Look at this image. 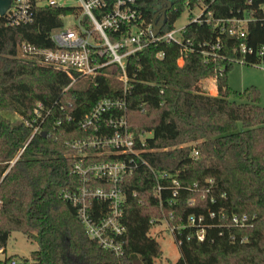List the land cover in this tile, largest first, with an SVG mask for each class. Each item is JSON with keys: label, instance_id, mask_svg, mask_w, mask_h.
<instances>
[{"label": "trees", "instance_id": "16d2710c", "mask_svg": "<svg viewBox=\"0 0 264 264\" xmlns=\"http://www.w3.org/2000/svg\"><path fill=\"white\" fill-rule=\"evenodd\" d=\"M171 1L161 34L175 29L185 9L205 8L204 17L213 13V22L185 27L187 53L176 43L161 42L130 60L128 123L139 146L144 142L141 161L149 168L140 166L125 178L127 232L120 256L88 236L64 193L82 186L71 174L77 152L67 142L84 136L79 121L99 100L123 96L122 84L98 77L86 91L74 86L65 91L70 84L65 73L19 57L23 42L52 49V32L77 8H39L32 24L15 27L0 17V250L6 252L15 232L38 244L31 258L14 256L0 264H158L162 247L151 230L164 218L180 242L175 264H264V106L255 89L238 93L241 102L231 101L228 84L235 62L264 63V0ZM142 6L146 21L153 23L166 4L144 0ZM234 18L250 19L246 38L226 31V21ZM217 21L224 23L216 26ZM218 40L216 55H203ZM210 77L216 96L200 86ZM40 103L51 110L44 126L50 136L36 135L19 157L32 129L8 114L30 121ZM95 205L97 215L102 204ZM191 217L203 218L201 225H191ZM236 217L247 220L242 226L233 222Z\"/></svg>", "mask_w": 264, "mask_h": 264}, {"label": "built area", "instance_id": "2783aa9c", "mask_svg": "<svg viewBox=\"0 0 264 264\" xmlns=\"http://www.w3.org/2000/svg\"><path fill=\"white\" fill-rule=\"evenodd\" d=\"M142 1L144 0H78L79 5L74 7L77 8V12L70 15L74 17V25L70 28L63 26L52 32V49L38 48L27 42H23L18 47L19 57L65 73L70 78V84L65 91L84 78H89L94 85L98 77L111 78L119 81L123 86V96L99 100L79 121V129L84 136L67 142V145L77 152L73 156L76 161L72 166L71 174L80 178L82 186L78 185L64 193V199L77 208L79 219L88 236L104 250L116 256L124 253V236L127 232L125 178L132 176L140 166L149 168L147 162L141 161V147L144 146V142L141 140L139 146V141L128 123L130 60L161 42L182 46L184 48L182 53H187L191 49L190 42L184 44L185 28L180 31L174 29L153 37L155 21L153 23L146 21ZM45 7L66 6L61 4L60 0H12L3 18L8 26L29 25L35 20L34 12ZM199 9L202 10V15L193 18L191 22L212 23L213 13L209 12L204 17L206 9ZM249 21V18L229 19L226 21L229 26L226 31L233 37L244 39L247 37ZM219 23L223 24L224 21H217L216 26ZM178 34L180 37L177 36ZM220 49L221 43L218 40L212 47V52L202 53L205 56H212L210 54L216 55V50ZM240 51L247 52L245 45L241 46ZM163 56V53L157 55L160 59ZM183 62L181 57L178 63L183 66ZM50 115L51 110L40 103L30 121L21 119L32 129V135L22 147L19 157L36 135L46 132V136H50L44 128L49 123ZM61 123V120L55 121L52 124L53 130H57ZM152 172L158 179L159 175L154 170ZM174 183L176 187L179 186L177 181ZM162 190L161 186L157 187L160 196ZM176 195L177 191L174 193V196ZM95 203L102 204L97 215L95 211L98 206ZM170 217L174 219L173 213ZM246 220V217L242 219L236 217L233 222L243 226ZM202 221L203 218L194 217L189 220L191 225L198 224V226ZM164 223L173 233L180 248L175 228L171 227L168 219L164 218ZM204 233L203 229L197 233L199 240L204 239Z\"/></svg>", "mask_w": 264, "mask_h": 264}, {"label": "rangeland", "instance_id": "374dc122", "mask_svg": "<svg viewBox=\"0 0 264 264\" xmlns=\"http://www.w3.org/2000/svg\"><path fill=\"white\" fill-rule=\"evenodd\" d=\"M60 2L66 7H77L79 5L78 0H60ZM202 13L200 9L194 11L185 9L180 19L174 25L175 30H182L190 24L193 18L199 17ZM63 22L65 28H70L74 25L75 20L73 16H67L63 19ZM177 36L180 37V34ZM203 82L204 89L202 90L206 94L216 96L217 94L210 90L211 84H215L214 77L207 78ZM90 84V79L84 78L75 84L73 88L78 91H86ZM228 84L233 91L229 98L231 101L241 102L238 93H243L247 89H255L259 93L261 105L264 106V63L249 66L240 61L235 62L228 75ZM8 115L14 123L21 122L22 118L18 115L13 113H9ZM151 233L157 238L162 247V255L158 258V264H175L180 259L181 254L179 245L171 230L168 229V226L165 223L156 224L152 228ZM37 249V243H32L23 234L15 232L8 242L7 253L0 254V262H4L6 258L14 256L31 258L32 252ZM0 253L2 252L0 251Z\"/></svg>", "mask_w": 264, "mask_h": 264}, {"label": "water", "instance_id": "95a60500", "mask_svg": "<svg viewBox=\"0 0 264 264\" xmlns=\"http://www.w3.org/2000/svg\"><path fill=\"white\" fill-rule=\"evenodd\" d=\"M11 1L12 0H0V17L1 18L4 17L6 12L10 8ZM163 1L165 2L166 6L154 16L155 24H154L153 37H157L161 33L165 25V22H166V13L172 8L171 0H163ZM42 136L45 137L46 132H43Z\"/></svg>", "mask_w": 264, "mask_h": 264}, {"label": "crops", "instance_id": "0c3cea01", "mask_svg": "<svg viewBox=\"0 0 264 264\" xmlns=\"http://www.w3.org/2000/svg\"><path fill=\"white\" fill-rule=\"evenodd\" d=\"M214 82H216L215 81V78H214ZM216 84V83H215ZM215 84H211V87H210V90H212V92L213 93H216L217 94V88H216V85ZM204 82H202L201 84H200V86H201V88L202 89H204ZM1 251V250H0ZM2 252V251H1ZM5 253H7V249H6V252ZM5 253H0V254H5Z\"/></svg>", "mask_w": 264, "mask_h": 264}]
</instances>
